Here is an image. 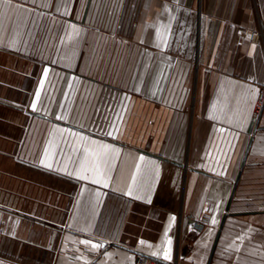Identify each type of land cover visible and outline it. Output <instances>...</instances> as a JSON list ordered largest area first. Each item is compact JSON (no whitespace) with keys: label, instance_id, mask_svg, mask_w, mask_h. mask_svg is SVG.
<instances>
[{"label":"crops","instance_id":"0c3cea01","mask_svg":"<svg viewBox=\"0 0 264 264\" xmlns=\"http://www.w3.org/2000/svg\"><path fill=\"white\" fill-rule=\"evenodd\" d=\"M225 214L264 264V0H0V264H207Z\"/></svg>","mask_w":264,"mask_h":264},{"label":"water","instance_id":"95a60500","mask_svg":"<svg viewBox=\"0 0 264 264\" xmlns=\"http://www.w3.org/2000/svg\"><path fill=\"white\" fill-rule=\"evenodd\" d=\"M39 116H40V115H39ZM40 117H43V116H40ZM250 146H251V145H250ZM250 146H249V149H250ZM249 149H248V151H249ZM143 153H145V154H147V155H151V156L157 157V158H160V159H163V160H165V161H167V162H170V163L176 164V165H178V166H183V164H180V163L174 162V161L169 160V159H164L162 156L154 155V154H151V153H149V152H147V151H143ZM247 153H248V152H247ZM246 157H247V156H246ZM245 162H246V159H245V161H244L243 164H242V169H243L244 166H245ZM241 173H242V172H240V174H239V176H238V179H237L236 184H238V182H239V180H240ZM234 193H235V190L233 191V194H232L231 199H230V201H229V204H228V207H227V212H229V210H230V206H231V203H232V199H233ZM227 216H228V214H225L224 217H223V219H222V222H221V224H220V227H219V230H218V233H217L216 239H215V241H214V244H213V247H212V250H211V254H210V257H209V260H208V263H207V264H211L212 261H213V258H214V255H215V252H216V249H217V246H218V243H219L220 237H221V233H222V230H223V227H224L225 221H226V219H227ZM101 246H102L103 249H105V248L109 247V244H107L106 242H101ZM111 246H116V247H120V248H123V249L129 250V251H131V252L137 254L139 257H145V258H148V259H150V260H152V261H155V262H157V263H162V264H173V263H167V262L164 261V260H161V259H158V258H154V257H152V256H149V255L145 254V253H142V252L136 251V250H134V249H132V248L125 247V246L120 245V244H112Z\"/></svg>","mask_w":264,"mask_h":264},{"label":"built area","instance_id":"2783aa9c","mask_svg":"<svg viewBox=\"0 0 264 264\" xmlns=\"http://www.w3.org/2000/svg\"><path fill=\"white\" fill-rule=\"evenodd\" d=\"M188 218L192 222L191 228L193 232L203 233L205 231L206 223L203 220H198L193 215H188ZM138 262L139 264H146V263L155 264V261H152L145 257H140Z\"/></svg>","mask_w":264,"mask_h":264},{"label":"rangeland","instance_id":"374dc122","mask_svg":"<svg viewBox=\"0 0 264 264\" xmlns=\"http://www.w3.org/2000/svg\"><path fill=\"white\" fill-rule=\"evenodd\" d=\"M189 215H192V214H189ZM196 219H198V220H203L202 218H196ZM205 223H206V221L205 220H203ZM206 228H207V226H206ZM206 228H205V231H206ZM191 233L194 235H197V236H200L201 234H204L205 233V231L203 232V233H195V232H193V230H192V228H191ZM180 236H183V228L181 227V232H180ZM80 255H82L84 252H86L88 249H89V245L87 244V243H85V242H81L80 243ZM98 247V246H97ZM100 247V246H99ZM98 247V248H99ZM69 248H71V247H69ZM98 252H100V249H99V251ZM179 255H181V253L179 254ZM75 256V255H74ZM179 262L182 264L183 263V261H182V259H179ZM139 263V262H138ZM146 264H149V263H146ZM155 264H158L157 262H155Z\"/></svg>","mask_w":264,"mask_h":264}]
</instances>
